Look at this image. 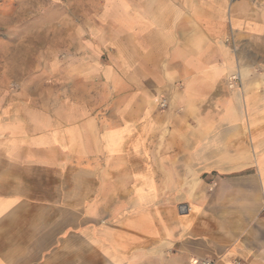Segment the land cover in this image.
<instances>
[{"label": "crops", "instance_id": "0c3cea01", "mask_svg": "<svg viewBox=\"0 0 264 264\" xmlns=\"http://www.w3.org/2000/svg\"><path fill=\"white\" fill-rule=\"evenodd\" d=\"M100 22L0 62V264H264V0Z\"/></svg>", "mask_w": 264, "mask_h": 264}, {"label": "rangeland", "instance_id": "374dc122", "mask_svg": "<svg viewBox=\"0 0 264 264\" xmlns=\"http://www.w3.org/2000/svg\"><path fill=\"white\" fill-rule=\"evenodd\" d=\"M107 3L108 0H0V62L7 58L33 66L38 54L40 60L44 55L45 62L65 59L79 33L85 36L86 32L100 29V16Z\"/></svg>", "mask_w": 264, "mask_h": 264}]
</instances>
